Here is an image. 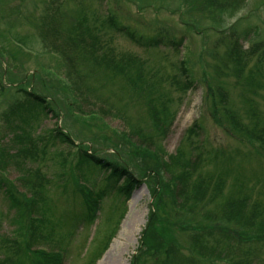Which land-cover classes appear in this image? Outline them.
Segmentation results:
<instances>
[{"label":"rangeland","instance_id":"rangeland-1","mask_svg":"<svg viewBox=\"0 0 264 264\" xmlns=\"http://www.w3.org/2000/svg\"><path fill=\"white\" fill-rule=\"evenodd\" d=\"M109 1L111 14L116 23L128 26L137 34H143L148 38L164 37L166 34H170L174 38L173 42L177 40L176 38H183L182 46L178 49V52L173 53L171 48L144 51L112 31L98 30L100 32L97 36L100 40H103L100 42L101 45H104L103 51L109 54L108 61L119 66V73L115 72L116 78L110 74L112 73L111 70L101 69L103 67L99 70V67H95L88 60L92 48L87 37L82 39V44L80 40H77L74 44L68 46L66 53L69 54L70 62H65L64 65L62 62V67H59L60 62L53 63L56 61L55 58H59L58 54L53 58V62L47 60V56L43 58L42 54L40 57L39 53L43 48L40 43L41 39L38 36V39L35 38L37 42H33L35 43L33 50L39 53L30 51L22 45L13 43V41L9 43L10 39L4 35V32L7 31V25L0 16V52L2 49L5 50L0 54V83L10 86L12 82H15L13 86L17 87L18 81H22L28 75H33L36 71L41 72V75H43V70L40 68L42 65H44L45 73L52 74L53 78L67 85L71 82L77 83L75 78L78 75L82 79L81 86L87 87L93 93L90 94L84 88H80L81 96L78 93L76 109L79 108L80 111L84 112L95 110L96 107H93L92 104L97 105L95 99L100 97L102 101H98L97 106L107 109L108 106L103 102L106 101L110 106L111 115L114 112L113 116L101 117L103 125L108 127V131L103 132V134L110 138V146L108 148L103 147L101 141H99L100 146L97 144L91 145L92 151H89V154H94L93 151H95L98 157L110 163L115 161L128 165L127 161L130 153L140 144L138 135L143 133V137H153L154 146L150 145L152 148L154 147L153 150L160 156L162 168L166 164L163 171L164 177L162 176L160 180L164 185L173 183L169 175L177 177L178 173L185 169L194 173L191 181L197 176L200 183L208 188H210V182L221 176L224 180L221 198L210 202L208 201L210 195L208 193L201 204L200 211L217 216L219 219L222 218L218 223L217 220L215 221V226L225 227L233 235L234 239L232 240L221 237V240H223L222 250H231L232 253V256H227L228 259H225L226 261L230 260L228 263L241 264V259H245L249 254L252 262L246 260L244 264H264V232L256 233V227H252L256 225L255 222L264 223V155L259 154L257 156L256 144L248 143L243 138L244 129L247 130L251 123L264 126V61L259 63L260 70L256 74L258 61L255 57H252L246 64L242 80L237 82L231 72L233 67L227 66V70H225L222 66L225 58L227 59V45L216 41L218 35L215 32L202 35V33L197 34L193 29L188 30L185 28V23H181L180 16L176 12V4L179 0H166L168 7L163 3L161 12L146 11L139 15L137 14V4L132 0ZM237 1L239 2L238 5L242 6L241 8L235 10L231 15L229 9L220 14L223 28H226L225 34L229 35L234 32L240 35L243 49H247L254 43H263L258 51L261 54L264 51V25L262 24L264 23V5L261 4L264 3V0ZM61 3L63 4L62 11L72 13L73 16H76V14L81 16L84 13L89 16L91 9H95V5L91 0L90 2L88 0H77L75 2L62 0ZM17 4V0H3L2 4L0 3L1 10L10 8L7 13L10 16L7 17V20L8 24H11L10 28L14 33L21 36L24 34L30 36L32 32L29 18H31L32 9L30 7L25 8L27 6L21 8L22 15L27 19H19L16 14H13L14 11L12 12L13 9L16 11L15 6ZM110 9L108 8V10ZM252 10L256 16L248 17L252 14ZM183 11L185 12L186 9H183ZM13 15L15 16L14 19ZM198 15L192 12L190 16L193 19H199ZM208 19L209 17H203L200 25L205 27L210 22ZM232 24L234 26L229 29L228 27ZM253 25H256V29L251 27ZM61 27L64 30L71 28L69 18L61 24ZM61 27L58 28L53 19V31H58L61 36V39L57 41L60 45L59 42L67 37L61 32ZM197 29L200 30L201 28L198 27ZM68 30L65 33L66 35L69 33ZM29 40L31 41V39ZM85 43H88L86 46L87 51H82L81 47ZM7 44H11L13 47L11 48ZM16 48L23 53V55L20 54L21 57L16 51L12 50ZM95 51L99 56L105 54L96 48ZM213 51L215 55L210 57L209 54ZM14 52L16 53L14 54ZM13 55L16 56L17 62L11 63L9 56ZM180 61L184 62L182 66L184 70L187 69L190 76V86H187L186 90H178L171 86L172 78L176 75L179 78ZM15 63L16 65L13 66ZM135 68H139L144 74V79L139 83L142 88L140 92L131 91L129 89L131 84L127 80L134 75ZM156 70L159 73L155 72ZM175 80H177L176 77ZM179 81L183 82L184 78L179 79ZM246 81L251 86H248ZM32 84L33 87L34 85L36 87L40 86L37 81ZM124 85H128V87ZM211 90L214 91V94ZM208 93H212L217 99L214 103L215 112L211 107V102H213L211 97H207ZM40 95L46 99L47 103L50 102L49 93L42 91ZM223 95L226 96V99L225 104L221 106L219 103L221 100L223 101ZM168 96L173 99L172 105L165 102V99H170ZM6 101L10 103L11 100ZM153 101L154 103L158 102L157 109H160L161 104H167L165 107L169 112L167 115L164 112L159 115L160 132L152 130L149 111ZM1 103L2 99L0 98ZM249 106L252 110L247 112ZM6 110L7 103L5 102L0 106V140L4 136L2 113ZM231 110L235 115L232 120L238 121L243 128L236 129L237 134L228 132V122L222 117L223 111ZM170 115H172V119L168 122L166 120ZM214 115L219 117L220 122L215 123ZM44 121L40 124V130L43 132L54 128L56 124L57 127L60 124L64 125L62 116L55 119L49 115ZM193 123H197L199 126L197 129L198 137L189 134V127ZM81 129L78 123L76 126L70 125L68 127L67 132L76 140L75 147H60V152H68L71 157L74 155L75 148L79 145L80 140L84 138L87 140L83 141H90L89 138L85 137V133L81 132ZM119 136L124 137L118 139ZM190 141H193L194 146L191 145ZM113 143H120L115 154L109 152V149L113 148L111 146ZM87 144L90 146L89 143ZM122 149H125V151H122ZM59 151L49 149L47 153L45 152V156L38 155L37 163L26 164L31 169L38 168L46 179V182L34 177L31 180L29 179L34 189L39 190L44 185L42 190L46 197L39 202L40 207L45 208L43 212L48 214V218H53L58 224H62L56 230L52 239L36 246L32 245V249L37 251L38 247H44L52 253L56 250H64L66 254L63 264H130L132 255L136 253L140 230L145 224L149 206L151 207L153 203L150 190L154 184L153 180L149 179L147 182H142L138 188L131 192L128 200L124 203L115 199V196L110 192H107L108 194L101 200L96 220L92 225L86 226L79 222L76 217L82 212V194L66 180L68 178L66 177V169L63 173L65 177L59 176L62 173L57 159ZM170 157L180 160L178 162L171 161ZM75 162L76 160H73V163ZM133 169L135 168H129V170ZM23 175L24 173L18 165L16 166L11 162L6 172L7 180L13 184L19 193L26 194L27 188L19 180V178H25ZM133 175L139 178L138 172L135 170H133ZM91 179L96 181L94 185L96 190L103 187L102 176L98 174L90 175L88 180ZM253 191L256 193L255 196H253ZM242 196L248 197L251 202L253 196L256 201L262 203V205L259 204V208L256 210L258 215L255 222L253 221L252 226H247L246 231L241 229V223L243 222L240 221L249 222L251 220L247 212L253 208V204L247 202L246 208L239 211L238 220L240 221L238 223L232 219L234 212L227 210L226 207V202L227 204L230 203L228 206H231L237 203L236 200H240ZM0 214L2 215V218H0L2 219L0 225L1 235L9 240L16 238L11 237L13 235L11 230L15 226L9 224L7 201H5L2 194H0ZM69 214L75 216L77 222L73 221L70 224L67 220ZM178 215L179 222H189L191 224L201 222L197 214L189 215L186 212L179 211ZM170 220L175 219L170 217ZM112 231H115L113 236L111 235ZM190 234L181 231L174 232V239L181 246L180 252L184 253L190 248L187 243ZM255 236L263 237L261 244L255 242ZM215 237H217L216 234L207 238L208 245L212 240L215 241ZM106 241V247L102 251L103 243ZM182 255L186 256V254Z\"/></svg>","mask_w":264,"mask_h":264},{"label":"trees","instance_id":"trees-1","mask_svg":"<svg viewBox=\"0 0 264 264\" xmlns=\"http://www.w3.org/2000/svg\"><path fill=\"white\" fill-rule=\"evenodd\" d=\"M71 1L75 2L77 0ZM88 1L90 2V0ZM132 1L137 4L138 15L146 11L161 12L163 3L168 7L166 0ZM2 2L3 0H0L1 4ZM17 2L18 4L15 6L17 8L16 11L13 9L12 12L14 11L13 14H16L19 19L26 18L22 15L21 8L27 6L25 8L30 7L32 9V15L29 19L31 20V32L34 36L32 33L30 36L27 34L21 36L14 33L12 28H10L11 24H8L7 20V17L10 16L7 15L10 8H8V10H1L0 5V16H2L5 20V25H7V31L4 32V35L10 39L9 43L13 41V43L22 45L30 51H35L33 50L35 44L33 42H37L35 38L38 39V37H40V43L43 49L41 53L35 52L39 53L40 57L41 54L43 58L47 56V60H51L52 62L53 58L58 54L59 58H55L56 61L53 63L56 64V62H60L58 65L59 67H62V62L63 65L65 62H70V57H68L69 54L66 53L68 46L74 44L77 40H80L82 44V39L87 37L91 42L90 47L92 48L88 60L95 67H99V70L101 67H103L101 69L106 68L111 70L112 73L110 74L116 78V73H119V66L114 62L108 61L109 54L103 51L104 45L100 44L103 40L98 38L97 34L100 32L98 30L112 31L144 51L171 48L172 52L175 53L178 52L184 40L183 38H176L177 40L173 42L174 38L170 34H166L164 37L148 38L143 34H137L136 31H132L126 25L118 24V22L116 23L111 14L109 0H91L95 5V9H91V14H89V16L85 15V13L81 16L77 14L73 16L71 15L72 13L63 12L62 0H17ZM240 2H243V0H240ZM238 4L239 2L237 0H179L176 4V12L177 15L180 16L181 23H185V28L188 30L193 29L197 34L217 32L218 30L225 31L223 28L224 25L221 23L222 17L220 14L229 9L231 15L235 10L242 7ZM261 4L264 5V3ZM108 8L110 10H108ZM183 9H186V11L184 12ZM192 12H195L197 15L199 14V19L191 18L190 15ZM251 13H254L253 10ZM63 15L64 17H62ZM203 17H209L208 20H210L205 27L200 25ZM248 17H250V15ZM14 18L15 16L13 15V19ZM67 18H69L71 28L69 30L67 29L69 33L66 35L65 33H67V30H64L61 24L65 23ZM53 19L56 26H58V28L60 26L61 32L67 36L66 39L59 42L61 45L57 42L61 39V36L58 34L59 32L53 31ZM198 27L201 29L198 30ZM251 27L256 29V25ZM29 39H31V41ZM216 41L227 45V59L225 58V62L222 63L223 68L227 70V66L233 67V69H231L232 75L235 76L237 82L241 81L247 62L254 56L253 49L250 48L245 51H238L240 48V45L238 46L240 37L235 33L217 39ZM7 45L11 48L13 47L11 44ZM87 45L88 43H85L84 46L81 47V50L87 51ZM95 48L105 54L99 56ZM12 50L16 51L20 57V54L23 55L17 48ZM4 51L5 50L2 49L0 54ZM16 52H14V54ZM209 55L210 57L215 55L214 51ZM9 59L11 63L17 62L15 55L9 56ZM260 62L261 60L259 59L256 64V74L259 73ZM183 64L184 62L180 61L178 68L179 78L176 75L175 77L177 80H175V77L171 80L172 88H177L178 90H186L187 86H190V76L188 75L187 69L184 70ZM15 65L16 63L13 66ZM7 66L9 65L7 64ZM40 68L43 70V75H41V72L36 71L33 75H28L27 78L25 77L22 81H18V85L16 84L17 87L13 86L15 82H12L10 86L0 83L1 104L7 103V110L2 113L4 136L3 139L0 140V194H2L5 201H7L9 224L15 226V228L11 230L13 234L11 237H16L9 240L4 238L0 232V254L2 253L0 255V264H15L20 262V264H57L58 256L56 254L47 253L44 250L38 249L35 251L32 249V245L36 246L52 239L56 230L62 224H58L53 218H48V214L43 212L45 208L40 207L39 202L42 198L46 197L42 190V186L44 185H42L39 190L34 189L30 184V180L34 177L46 182V179L38 168L31 169V167L26 166V164L37 163L38 155L45 156L49 149H52V151H59L60 147L65 148L67 146H74L76 140L67 132V129L70 125L76 126L77 123L82 128L81 132H84L85 137L89 138L90 141H83L87 140L84 138L80 140V142H78L79 145L75 148L74 155L71 157L70 153L59 151L57 159L60 163V170L62 171L59 176L65 177L63 173L66 169V177H68L66 180L82 194V212L76 216L79 222L83 225L92 223L96 216V202L109 192L116 196L118 200L125 201L129 198L131 192L141 184L140 180L147 182L149 179H152L154 184L150 190L153 203L144 230L141 233L136 254L131 258L130 264H230L228 263L230 260L226 261L225 259H228L227 256H232V253L231 250H222L223 240H221V237L226 240H232L234 239L233 235L229 233L230 231L226 230L225 227L215 226V221L217 220L218 223L222 218L219 219L217 216L215 217L212 216V214L209 215L206 212L200 211L201 204L208 193L210 194L208 200L210 202L217 201L221 198L224 186L222 177L220 176L215 181L210 182V188H208L200 183L197 176L191 181L194 173L185 169L182 173L178 174L177 177L169 175L173 183L171 185H164L160 180L162 176L164 177L163 171L166 164L164 166L163 163L164 167L162 168V164H160L157 155L151 151V145H154L152 142L153 137H143V133L138 135L140 144L136 146L129 155L127 161L129 166L115 161L110 163L98 157L95 151H93L94 154H89V151H92V144L100 146L99 141H101L102 146L107 148L111 144L110 138L106 134H103V132L108 131V127L104 126L101 121L102 116L111 115L109 111L110 106L106 101H103L108 108H99V106H97L98 101H102V99L97 97V99H95L97 105L95 103L92 104L93 107H96L95 110H87L84 112L80 111L79 108L76 109L77 98L79 95L81 96L79 92L80 88H84L86 92L90 94L93 93L87 87L81 86L82 79L76 75L75 79L77 83L71 82L67 85L53 78L51 76L52 74L45 73L44 65ZM53 68L55 69V66ZM155 72L159 73L158 70ZM142 74L139 68H135L134 75L127 79L131 84V86L128 84L131 91L140 92L142 90L139 85L144 79V74ZM181 78H184L183 82L179 81ZM26 80L28 81L26 82ZM35 81L39 82L40 86L38 85V87H36V85H34L33 87L32 83ZM246 83L248 86H251L247 81ZM128 85L124 86L128 87ZM42 91L49 93V103L40 95ZM211 91L214 94V91ZM212 93H208L207 97H211L213 101L211 102V107L215 112L214 103L217 99ZM222 99L223 101L221 100L219 103L221 106L225 104L226 96L223 95ZM6 100L11 101L8 103ZM156 100L159 101L158 99ZM165 102L172 105L173 99H165ZM167 104H161L160 109H157L158 102H152L149 111L152 130L160 132L159 115L162 112H164L165 115L169 113L165 107ZM244 105H246V103H244ZM250 110H252V108L249 106L246 111L250 112ZM113 113L114 112H112L111 116H113ZM49 115L55 119H59V116H62L64 125L62 126V124H60L61 127H57L56 124L54 128L43 132L40 130V124L41 122H45L44 120L47 119ZM222 117L228 122V132L237 134V130L243 129L238 121L232 120L235 118L232 110L223 111ZM213 118L215 123L220 122L219 117L214 115ZM171 119L172 115H170L166 121L170 122ZM198 128L199 126L197 125L191 127L189 134L191 133L198 137ZM34 133L37 134L33 135ZM123 137L124 136H119L118 139H122ZM243 138L246 139L248 143L256 144L257 156H259V154L264 155V126H257L251 123L247 130L244 129ZM190 142L191 145L194 146L193 141ZM87 143H89L90 146ZM111 146H113V148L109 150H112V153L115 154L120 143H113ZM123 150L125 151V149H122V151ZM73 160H76V162L73 163ZM170 160L178 162L180 159L170 157ZM11 162L16 166L18 165L20 170L24 173L23 176H25V178L22 177L19 178V180L22 181L21 184L27 188L26 194L19 193L13 184L7 180L6 172ZM193 163L195 162L193 161ZM31 166L34 167L32 164ZM131 167H134L135 169L133 170L138 172L139 178L133 175V170H129ZM95 174L102 176L103 187L94 191L93 189L96 188L94 186L96 181L93 179L88 180V177ZM86 184L90 185V187H87ZM65 188H67V186H65ZM255 194V191H253V196H255ZM253 196L252 202L246 196H242L240 200H236L237 203L231 206H228L230 203L227 204L226 202L227 210L234 212L232 219H234L236 223L240 221L238 220L239 211L246 208L247 202L253 204V208L247 212L251 220L249 222L240 221L243 222L241 223V229L243 231L247 230V226H252L253 221L255 222V218L258 215L256 210L259 208V204L262 205V203L256 201ZM179 211L186 212L189 215L195 213V215L197 214V216H199L201 222L197 224L179 222L177 219ZM170 217H173L175 220L171 221ZM0 218H2L1 214ZM67 220L70 224L73 221L77 222L75 216H71L70 214ZM255 223L256 225L252 226L253 228L256 227L255 232L263 233L264 223ZM1 224L2 219H0V225ZM175 231L187 232L188 234L191 233L189 235L190 239L188 238L187 241L190 248L184 253L180 252L181 246L174 239ZM214 234L217 235V237H215L216 242L212 240L210 245H208L206 236L213 237ZM262 238L261 236H255V242L261 244ZM106 243L107 241L103 243L102 251H104ZM190 253L193 258L182 255H189ZM246 260L252 262L251 255L248 254L245 259H241V264H244Z\"/></svg>","mask_w":264,"mask_h":264}]
</instances>
